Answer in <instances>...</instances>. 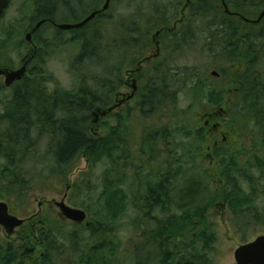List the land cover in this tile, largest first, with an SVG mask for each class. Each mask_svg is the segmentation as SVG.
Segmentation results:
<instances>
[{
	"label": "trees",
	"instance_id": "16d2710c",
	"mask_svg": "<svg viewBox=\"0 0 264 264\" xmlns=\"http://www.w3.org/2000/svg\"><path fill=\"white\" fill-rule=\"evenodd\" d=\"M217 1L224 13H210V21H205L209 25L204 28V36L221 47L226 62L234 67L235 76L229 84L236 102L230 106L226 90L214 85L204 86L198 78L189 79L195 83H171V80L177 82L180 72L173 74L166 63H151L147 73L152 75L153 82L145 83L144 89L133 99L137 119L162 114L169 119V124L175 119L180 122L182 112L176 109L178 95L192 96L198 91H201L199 98L206 100L210 107L224 109L229 115L224 124H219L222 137H227L222 143L216 134H206L204 127L196 130L194 126L184 125L178 129L185 139L179 143L184 150L183 165L168 153L156 168L147 167V158L155 151L154 146L176 145L171 130L173 123L160 127L159 131L152 130L155 125L146 127L148 131L138 138L137 145L141 149L137 156L129 150L132 142L128 130L132 128L133 109L116 117L115 125L108 126L104 135H97L93 125L96 114L110 108H114L113 113L116 110V105L112 104L113 94L122 83L115 81L117 67L112 65L113 56L123 53L121 67L124 58L123 62L135 65L148 49L150 32L163 29L168 24L169 12L173 13L179 3H173L172 7L154 0L146 16L138 9V18L121 22L113 36L109 34L110 17L105 15L106 11L98 9L97 3L91 8L90 14L102 12L80 30L88 29L96 20L101 25L90 35L74 37L73 41L82 42L77 61H86L88 68H98L106 75L112 70V79L98 72L86 75L87 79L75 93L59 88L52 90L47 83L29 80L27 75L10 87L12 97L0 115V200L15 199L16 204L25 203L36 182L56 179L66 183L67 189L79 187V193L81 187L87 190L88 206L85 202L79 204L93 218L89 226L73 223L69 228L62 224L56 230L44 229V221L34 222L36 232L32 226L28 227L25 242L33 240L38 249L44 250L43 257L37 252L32 255L26 249L24 255L23 246H9L6 252L0 253V264H25L31 257H36L33 264L39 261L53 264L52 254L63 256L62 248L69 251L65 264H215L213 255L218 242L208 225L207 213L217 200L211 195V184L216 178L223 182L220 200L231 212L237 231L246 235L251 227L264 225V19L257 25L246 23L237 13L240 9L235 8L246 3L257 10L264 9V0H225L228 6L235 8L231 16L225 13L222 1ZM202 4L206 2L199 6ZM199 8L191 7L190 11L195 15ZM259 16L260 13L246 18L257 20ZM42 17L45 16L40 15L34 21L38 23ZM52 19L58 22L55 16ZM46 25L53 26L46 23L42 27ZM118 30L119 35L114 38ZM191 36V31L176 36V49H185ZM142 39L145 41L141 43ZM115 42L119 44L117 51L111 46ZM31 57L29 65L35 60V53ZM186 112H183L184 117ZM210 136L217 143L212 148L217 157L213 176L212 171L204 168L200 154L202 143ZM82 159L93 166L104 161L106 170L99 179L86 176L83 184L72 185L69 178ZM32 163L45 166L35 168ZM137 165L140 169L132 168ZM127 183L131 195L123 189ZM93 194L95 197L91 196ZM130 207L136 212V218L129 221L126 231L131 235L126 242L130 249L124 251L121 250L122 223L116 226ZM73 228L75 230H70Z\"/></svg>",
	"mask_w": 264,
	"mask_h": 264
},
{
	"label": "rangeland",
	"instance_id": "374dc122",
	"mask_svg": "<svg viewBox=\"0 0 264 264\" xmlns=\"http://www.w3.org/2000/svg\"><path fill=\"white\" fill-rule=\"evenodd\" d=\"M97 1L98 0H87L81 7V9L74 6L75 8L72 12L78 13L77 15L82 14L81 17H78L76 19H72V12L70 13L68 9H63L60 6L55 13V17L58 19L57 24L78 23L81 19L86 18L93 11L91 8L96 5ZM106 1L107 0H100L96 5L98 9L101 10L105 6ZM155 1H161L163 2V5L166 4V6H171L173 3H179L177 4L176 9L173 10V13L169 12L170 15L168 17L175 18L181 17L184 5L187 4V0ZM151 2H154V0L111 1L109 9L105 13L106 16L110 17V23H107L111 25V27H108L109 34L111 33L110 35L113 36V31L115 32V28L117 29V27L119 29L121 22L136 20L138 18L136 16L139 15L138 9H142L141 15L146 16L150 12L148 8L150 7ZM202 2H206V4H202L201 6H199V4H201ZM32 6V0H13L12 5L9 7L5 16L0 21V68L19 70L21 69L26 58L31 57L35 53L36 58L28 66L26 74L29 80L47 83V87L52 90H54L55 88H59L71 93L77 92L81 86V83H83V81L87 79L86 75H95L97 74V72L98 74H100L101 71L98 70V68L94 67L88 68V63L86 61H77V56L80 53L82 42L80 39V41H73V39L75 36H77V38L81 37L82 34H84L85 36L92 34L94 30L100 27V22L96 20L88 29L83 31L80 29L72 31H60L52 25H46L33 36L32 42L29 43L26 40V36L37 24L36 21H31V18L29 17L32 15ZM219 6L220 5L218 4L217 0H191V5L187 10H184V22L180 26V32L185 31V33H188L189 31H191L192 36L189 38V44L185 46V49H176L177 52L170 53V55L165 56L164 59L152 63L158 65L161 63H166V65L171 69H179L180 73L176 78L178 79L179 83H195L191 82V80L189 79L198 78L204 84V86L206 84L211 86L214 85L215 88L217 87L219 89L226 90L227 95L225 97L228 100L229 105L232 106V104L236 102V96L229 83H232L233 77L235 76L233 69L234 67L226 62V57L225 54L221 52V47L212 44L211 41H208V39L204 36V28H208L209 25V23L205 21L209 19L208 16H210V13H224ZM243 6L245 7L243 8ZM191 7H200L197 14L193 15L191 13ZM228 8L230 13L225 12L226 14L230 16L233 15L231 13H233L236 8L238 10L240 9L239 11L241 12L237 13L241 14L245 18L254 17L256 16V14H261L262 12H264L263 8L257 10L248 6L246 3L245 5L241 3L240 6H236L235 8L230 5L228 6ZM196 15L200 17L198 18L196 17ZM18 20H20V22ZM198 28H200L199 33ZM119 32L120 31L118 30L117 33L114 34V38H117ZM155 33L156 31L150 32L148 49L144 52L142 58L155 52V45L153 40V36L155 35ZM133 36L134 38L138 37L137 35ZM163 38H166V36H163ZM140 41L142 43L145 40L142 39ZM118 45V42H115L112 43L111 46H113V48H115L117 51ZM165 47L166 46H164V48ZM113 52L115 54L114 49ZM122 55L123 53L119 55L118 52V54L115 55V57L113 56V59H111L112 65L115 68L121 64ZM123 60H126V58L122 59L123 70L131 68L132 65L129 64L130 62H123ZM151 66L152 64H149L147 68H151ZM101 75H104L103 77H107L108 79L114 78V75H112V70L107 75L105 73H101ZM187 77H189L188 81H185L184 78ZM4 81V77H0V115L3 114L2 110L6 103L11 99L13 94V88H7L4 85ZM144 84L145 83H139L140 91L144 89ZM120 90L122 93L132 92L131 88L126 86L121 87ZM200 92L198 91V93L192 96L183 93H180L178 95V103L176 109L179 112H182V114H180V122L175 119L174 121H171V123L173 124L170 123L171 125H173V128L171 130L174 131L173 142L176 144V148L174 145L169 146L167 144L154 146L155 151L152 152V156L149 158H147L149 155L146 156L147 160L149 161L147 167L156 168V166H158L161 161L165 160L168 157V153H170L173 159H175L177 162L180 161L182 165L184 164V150L180 148L179 143H183L185 139L182 133L179 134L178 132V129H181L184 125H190V128L194 126V129L196 130L200 127H204L206 134H216L215 136H219L218 139L220 143L226 141L227 137H222L223 131L219 124H224L226 122V119L229 118V115L226 114L224 109L222 110L216 107H210L207 104L206 100H201L199 98ZM116 95L117 91L113 94L112 104L114 103L115 105L118 103L116 102L118 100ZM135 103L136 101L133 100L131 103L115 110L114 113L111 112L104 117L98 114V117L95 116L93 119V125L97 135H104L107 133L108 126L115 125L116 117H119L127 109H133L131 111L132 128H129L128 130L131 133L130 141L132 142L129 146V150H131L133 154L137 156L139 149H141L137 145L138 138L142 137L144 132L148 131L146 127L155 125L156 127L152 128V130H158L160 127L167 126L170 121L167 117H162V114H159L154 118L138 117L137 119L136 116L138 112L135 110ZM185 111H187V116H185L186 118L183 114V112ZM185 128L187 129V131H189V127L186 126ZM214 140L215 139L211 138L210 136V138L202 143L200 151L204 162V168L208 172L212 171V176V169L214 168L215 164H217V157L212 150L213 146H217V143L213 142ZM30 165L35 168L45 166L42 164L38 165L37 163H32ZM132 168L136 170L140 169L139 165ZM105 170L106 163L104 161L101 162V164L98 166H93V164L89 163L86 159H82L79 167L70 176L69 181L72 185H80L84 183L86 176H89V178L91 179H99V177ZM145 172L147 173L146 170ZM83 174L85 176L82 177ZM66 186V183H59L56 179H51L46 182L38 181L29 193L27 201L25 203L19 202L16 204L14 202L15 199L0 200V202H5L8 204L10 213L12 215H15L21 219H25L26 222L24 223V225L27 227H23V225L21 228H18L11 236H8L6 231L0 227V253L6 252V249L9 246H14L15 248L23 246L24 255L25 253L30 252L33 249H35V252L39 253V255L44 254V250L38 249L36 247V243L33 240H29V242L27 243L25 242L26 238H28L27 235H29L27 234V229L28 227H30L31 229V226L33 224H36L40 220L45 222L44 229L46 230L60 229L59 227L62 224H65L66 226L71 228V225L74 222L66 220L62 216L59 208L56 206V203L62 202L66 194L68 195L65 202L68 206L83 210L87 214L86 222L82 224H74L78 226H86L89 223L90 225L93 216L86 208H81L79 204L85 202V204L88 206L86 193L87 190H85L84 187H81V195V193H79V187H76V189L69 188L68 190ZM123 189H125V191L130 195L132 194L129 183H127V186L123 187ZM211 191V195H213L215 199H217L212 203V206L207 213L208 225L215 232L218 242L216 252L213 255L214 262L215 264H236L234 257L235 251L241 245L254 241L259 236H263L264 225H255L249 229L246 235H243L235 229L232 223L231 212L229 211L225 203L220 200V195L221 198L223 195V182L219 178H216L215 182L211 184ZM91 196L95 197L94 194ZM134 218H136V212L132 207H130L129 213H127L126 216L122 218L119 224L116 226L119 227L120 223H122L120 235L124 240L121 250L125 251L130 249L126 240L127 237H130L131 233L126 230L130 227L129 221L133 220ZM70 230L73 231L75 230V228ZM133 234L134 233H132V236ZM56 235L60 237L58 233H56ZM65 245L67 246V243ZM25 249L27 250V252L25 251ZM61 252L63 253V256L52 254L53 264H65L64 262H66V257L68 256L69 251L62 248ZM24 255H22V257ZM32 260L33 258L31 257L28 260L26 259V261L24 262L25 264H33ZM38 264H43V262L39 261Z\"/></svg>",
	"mask_w": 264,
	"mask_h": 264
},
{
	"label": "flooded vegetation",
	"instance_id": "af4514ba",
	"mask_svg": "<svg viewBox=\"0 0 264 264\" xmlns=\"http://www.w3.org/2000/svg\"><path fill=\"white\" fill-rule=\"evenodd\" d=\"M86 1L87 0H32L33 2V6L31 9L32 15L29 17L31 18V21H32L36 17H39L40 15H42L45 17H42L41 21L51 20L53 23H55L52 18L55 16L57 7L61 6L63 9L66 8L71 13L73 9L75 8L74 6H76L77 8L79 7L81 9V7L84 5ZM198 1H201V0H198ZM12 2L13 0H9V5L7 9L4 11V14L2 15V17H0V21L5 16L9 7L12 5ZM190 5H191V0H187V4L184 5L181 17L180 18L179 17H176V18L168 17V24L163 29L156 31L155 35L153 36L154 45H155V50H154L155 52L153 54H149L148 56L143 57L142 59L138 60L137 63H135V65L131 66V68L123 70V67H121L120 65L117 67V71H116L117 79L115 80L116 83H122L121 87H125V86L130 87L132 92L122 93L120 90L121 87L117 90L116 97L118 98V100L116 102L118 103L116 104V110L131 103L133 99H136L140 91L139 83H152L153 82L152 75L150 73H147V69H148L147 67L149 66V64H151L152 62L160 61L164 59V57L170 55V53L177 52L176 45L178 43L175 40V37L182 33L180 32V26L184 22V16H185L184 10H187ZM77 14L78 13L76 12L74 13L72 12L71 14L73 16L72 19L73 18L76 19L80 16ZM18 21L20 22V20ZM48 23H51V22H48ZM163 36H166V38H163ZM173 40H175L176 42ZM164 46L166 47L164 48ZM31 61H32V57L26 58V60L23 62L22 67L25 64H27V69H28V65ZM6 69H10V68H6ZM10 70H13V69H10ZM175 72L176 73L179 72V69L178 70L173 69V74H175ZM176 80L178 81V79ZM170 82L174 83V80H171ZM177 83H179V81ZM134 87L136 89L135 96L133 99L128 100L129 95H131L134 91ZM36 226L37 224L32 225V229L34 232H36ZM30 252H31L30 254L34 255L35 249L31 250ZM41 257H43V254L41 255ZM35 259L36 257L33 258L32 263L36 261Z\"/></svg>",
	"mask_w": 264,
	"mask_h": 264
},
{
	"label": "water",
	"instance_id": "95a60500",
	"mask_svg": "<svg viewBox=\"0 0 264 264\" xmlns=\"http://www.w3.org/2000/svg\"><path fill=\"white\" fill-rule=\"evenodd\" d=\"M111 0H107L105 6L103 7L102 11H107L109 9ZM224 9L226 13L229 12V8L225 3V0H222ZM9 5V0H0V17L4 14V11L7 9ZM102 11L93 12L88 17H86L81 22L76 24H55L51 20H42L38 22L31 32H29L26 36L27 42L31 43L33 36L40 30V28L48 23L51 22L55 25L59 30L62 31H72L84 28L88 25L92 20L96 18V16L101 13ZM241 19L246 23L250 24H259L264 19V12L260 14L257 20H249L243 16ZM27 74V64H25L19 70H10L6 68L0 69V77H4V85L7 88H10L15 83L21 82ZM136 89L134 87V91L131 95H129L128 100H131L135 96ZM114 108H110L108 111L101 113V116H107L109 113L113 112ZM98 117V115L96 114ZM69 190V188H68ZM67 195H65L64 199L60 203H56V206L59 208L62 216L71 222L82 224L87 221V214L85 211L80 209H75L66 204ZM26 222L25 219H21L15 215L10 213V209L7 203L0 202V227L3 228L8 236L14 234V232L21 228L24 223ZM89 226V223L87 224ZM235 261L236 264H264V235L257 237L254 241L248 242L246 244L241 245L235 251Z\"/></svg>",
	"mask_w": 264,
	"mask_h": 264
}]
</instances>
